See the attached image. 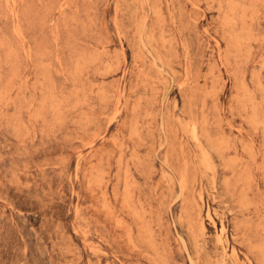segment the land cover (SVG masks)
Listing matches in <instances>:
<instances>
[{
    "label": "rangeland",
    "instance_id": "rangeland-1",
    "mask_svg": "<svg viewBox=\"0 0 264 264\" xmlns=\"http://www.w3.org/2000/svg\"><path fill=\"white\" fill-rule=\"evenodd\" d=\"M0 264H264V0H0Z\"/></svg>",
    "mask_w": 264,
    "mask_h": 264
}]
</instances>
